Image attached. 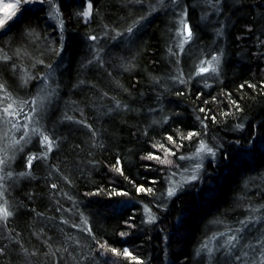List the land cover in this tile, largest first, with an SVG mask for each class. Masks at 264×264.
Masks as SVG:
<instances>
[{
	"label": "trees",
	"instance_id": "1",
	"mask_svg": "<svg viewBox=\"0 0 264 264\" xmlns=\"http://www.w3.org/2000/svg\"><path fill=\"white\" fill-rule=\"evenodd\" d=\"M91 2L85 20L77 13L88 0H55L63 31L40 0L0 29V48L11 57L0 61L11 97L0 107L15 100L19 110L24 100L46 97L35 120L24 118L27 105L9 117L19 130L0 123V147L18 140L25 124L31 135L7 148L5 173L13 175L3 181L4 199L13 215L0 221V264H136L99 248L104 243L128 248L143 264H259L264 0ZM182 18L193 33L183 50ZM214 55L218 70L196 75ZM37 126L55 141L51 152L31 134ZM189 132L198 135L183 139ZM201 140L214 156H194ZM233 235L235 247L226 244Z\"/></svg>",
	"mask_w": 264,
	"mask_h": 264
},
{
	"label": "snow or ice",
	"instance_id": "2",
	"mask_svg": "<svg viewBox=\"0 0 264 264\" xmlns=\"http://www.w3.org/2000/svg\"><path fill=\"white\" fill-rule=\"evenodd\" d=\"M32 0H14V2L11 3H6L5 0H0V7L2 8H6L9 9L10 11L8 13L5 14V16L0 19V29H5V25L6 22L9 20H13V18L15 17L17 20H19V16H18V12H22L23 11V5L29 4L31 3ZM173 2H175V0H173ZM40 3H46L50 6V11H49V16L50 18L56 20L58 22V26L61 28V31H63V20L60 18L61 17V13L59 11V8L57 7L55 0H40ZM159 3L162 5L164 3V0H159ZM152 10L155 11L156 8L155 6H151ZM92 2L91 0H88L87 3V7L82 11L77 13V15L83 16L85 18V20H87L91 15H92ZM141 19H144V17H141ZM139 23V21H134L127 29L126 31L131 34L133 33V30L136 28L137 24ZM182 27L181 29L178 31V35L182 37L181 42L179 44V47L181 50H183V47L185 44H187L193 36V33L191 31L190 26L188 25V23L182 18L180 21ZM9 28H11V25L8 26ZM29 35H31V33H29ZM118 35H120L118 33ZM92 40H96L97 38L95 36H91L89 37ZM61 39H63V37H61ZM57 55H59V52L57 51L56 53ZM11 57L8 56L6 53H4L3 49L0 48V61H8L10 60ZM219 61H220V57L219 56H212L211 60H202L200 61V65L197 66V72L196 75H202L204 73L209 72L210 70L212 72H216L218 70V66H219ZM42 63V61H41ZM206 65V66H203ZM13 67H15V65H13ZM49 67H51L49 65ZM27 79H31V77H28ZM46 80L47 78H45V86H47L46 84ZM27 82V80H25V83ZM181 82H183L181 80ZM0 92H3L4 95L3 97H0V105H3L4 100L6 99H11L10 94L6 91V85L3 83H0ZM46 99V97L41 96V95H37L36 97H33L31 99V101L29 100H24L21 103V107L19 108V110H12L13 109V105L16 103L15 100H13L11 103H8L6 107H0V112H2V115H0V123L3 122H7V123H11L12 128L19 130V121L17 120L16 123H12V120L16 119V117L20 116L21 113H23L24 110V106L27 105L30 108V111L27 113H24V118L26 120H28L29 122L33 121L36 119V116L39 115V113L41 112V110L43 109L44 106V100ZM201 111H203V109H201ZM9 117L12 118V120L9 119ZM69 119H71V117H69ZM24 128V132L23 135L20 136V138L17 140L13 137L12 141L10 144H6L2 147H0V153H3L2 156H0V201H2V203H0V221H7L8 218L10 216L13 215L12 211L10 210V207L8 205V201L6 199H4V194L6 192V188L5 185L3 183V181H5L6 179H9L12 177V172L8 171L5 173V165L7 164L8 160H10L12 157H9L7 154V148L11 147L12 145H18L20 144L21 141H24L25 143H30L31 142V135L29 132V125L25 124L23 125ZM31 134L32 135H38L40 137V143L42 146L46 147L47 152H51L54 145H55V141L52 140L48 135H46L39 126L37 127H32L31 128ZM198 133L195 132H189L187 137H182L183 139H192L194 136H197ZM4 136H7V133H4ZM168 140L170 142L175 143V141H173V138L171 136L168 137ZM156 147V146H154ZM158 147L163 148V145H159ZM165 152H168L167 149H165ZM203 153H210L213 156L215 155L214 150L209 147L203 140L200 141L199 146L196 149V152L194 154V156L196 158H201ZM170 155H174V153H169ZM38 156H29L28 161H27V166L29 168H31L32 166V162L35 159H38ZM45 158H46V153H45ZM148 158L150 159H156L158 161H160L161 163H168L171 164L172 161L168 160V159H164V160H160V157L158 156H153L152 154H149ZM180 159H186V157H180ZM119 163V161L117 162ZM202 167L201 164H197L196 165V171H198L200 168ZM118 172H121L120 168H116L115 169ZM20 175H25L24 173H21ZM198 177L196 175H192L191 176V180H195ZM187 182V181H186ZM53 187H55V185H53ZM137 192H147V193H151L152 189L148 188L145 189L142 186H138L137 187ZM176 187H170L168 190V196L172 197L176 194ZM113 194L114 195H127V193H119L116 192L115 190H113ZM145 212L148 215V222L151 223L154 219L155 216H153L151 214V210L147 207H145ZM86 223V221H85ZM242 225H245V227L247 226L246 221H241L240 222ZM87 231L89 232V234H91V229H87ZM237 231H240V229H237ZM127 235V233H121V236H125ZM219 235H224V233H220ZM237 240V237L235 235L233 236H229L228 239L226 240V244L231 246V247H235V244L233 243L234 241ZM203 247H207V245H204ZM99 248L104 249L105 251H110L114 256H123L126 258H130V261H135L136 264H143L142 261H140L137 257L133 256V254L129 251L128 248H124L122 252H120L118 249L114 248V247H110L107 245V243L104 244H99ZM212 249L208 248V253L209 256H211L212 254ZM246 255V253H245ZM237 259L239 260L240 257H237ZM259 264H264V252L261 253V259L259 261Z\"/></svg>",
	"mask_w": 264,
	"mask_h": 264
},
{
	"label": "rangeland",
	"instance_id": "3",
	"mask_svg": "<svg viewBox=\"0 0 264 264\" xmlns=\"http://www.w3.org/2000/svg\"><path fill=\"white\" fill-rule=\"evenodd\" d=\"M6 3L14 2V0H5ZM10 10L6 8L0 7V19H2L6 13H8Z\"/></svg>",
	"mask_w": 264,
	"mask_h": 264
}]
</instances>
